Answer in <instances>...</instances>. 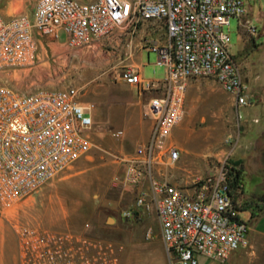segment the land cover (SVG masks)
Listing matches in <instances>:
<instances>
[{"label": "built area", "instance_id": "built-area-1", "mask_svg": "<svg viewBox=\"0 0 264 264\" xmlns=\"http://www.w3.org/2000/svg\"><path fill=\"white\" fill-rule=\"evenodd\" d=\"M246 12L243 0H36L30 19L22 13L0 18V73L34 64L32 29L50 42L64 36V46L74 50L100 46L116 30H135L140 21L162 25V43L144 48L156 54L163 78L144 80L135 67H124L119 75L138 96L151 95L142 104V115L151 120L148 136L129 157L120 158L122 182L136 190L132 209L120 216L143 214L154 205L168 264H200L201 258L225 264L232 253L249 249V224L236 200L241 185L230 194L225 167L184 184L151 176L155 164L179 157L169 137L183 117L189 81L212 78L231 97L237 122L240 110L253 105L223 31L230 18L240 24ZM91 125L73 86L19 93L0 85V211H9L85 157L92 147ZM13 231L15 264H119L122 247L111 241L25 223Z\"/></svg>", "mask_w": 264, "mask_h": 264}, {"label": "rangeland", "instance_id": "rangeland-1", "mask_svg": "<svg viewBox=\"0 0 264 264\" xmlns=\"http://www.w3.org/2000/svg\"><path fill=\"white\" fill-rule=\"evenodd\" d=\"M34 1L13 0L10 14H30ZM3 2L0 12L5 10ZM243 2L247 12L240 24L230 18L223 31L228 35L229 53L238 63L242 79L257 103V93L264 95V44L255 45L264 42V0ZM58 42H64L63 36ZM50 47L51 50L46 46L37 50L33 65L0 73V85L19 93L67 86L78 89V101L91 117L88 137L92 147L85 157L35 194L9 211H0V264H15L13 226L17 223L69 230L114 242L122 247L119 261L125 252L128 264H136L134 243L149 241L146 243L155 245L159 224L154 205L137 217L121 218L122 211L132 209L136 190L123 184L124 167L120 158L129 157L134 147L146 140L150 118L142 115L134 88L119 79L125 66L119 64L109 48L98 45L74 50L64 45ZM138 63L142 79L163 78L164 68L156 65L155 53L141 52ZM249 109L260 120L258 126H262V107L254 105ZM245 110H241L244 116L241 123L245 120ZM115 131L120 134L114 136ZM237 136L231 97L212 78L191 80L184 95L183 117L169 137L179 157L174 163L155 164L151 176L171 184H184L194 177L214 175L238 158ZM248 138L251 139L252 134L247 135ZM241 141L239 135L238 144ZM139 188L146 190L147 178ZM245 188H249L248 180H245ZM249 204L250 201L242 203L240 209L244 210ZM253 204L245 210L247 217L241 214V218L247 223L257 220L255 229L264 233V209L261 211L256 201ZM146 233L148 239H145Z\"/></svg>", "mask_w": 264, "mask_h": 264}, {"label": "crops", "instance_id": "crops-1", "mask_svg": "<svg viewBox=\"0 0 264 264\" xmlns=\"http://www.w3.org/2000/svg\"><path fill=\"white\" fill-rule=\"evenodd\" d=\"M4 1V2H3ZM36 1V0H35ZM34 1V3H35ZM79 1V0H77ZM85 2L88 0H80ZM4 3L5 10L0 12V18L2 20H8L14 15L10 14V8L13 0H0V3ZM34 7V4H33ZM31 9L30 14H25L31 18L33 11ZM31 35L37 44V50L41 51L44 46L51 50L50 45L63 46L64 42H50L45 37L39 36L33 29ZM64 38V36H63ZM164 39V28L159 23L153 21H140L136 25L135 30L118 29L110 38L101 42L100 47L109 48L111 53L115 55L119 64H123L125 67H135L140 71V64L138 60L141 52L145 51L144 48L147 43H162ZM264 42L255 43L257 47H260ZM51 53V52H50ZM150 94L144 93L137 98V104L141 105L150 97ZM257 103L249 107L242 108L245 110V120L243 123V114L240 121H236L238 136L236 138V146L238 151V158L235 162H239L238 167L241 169V190L236 197L239 206L244 202L250 201V204L242 210L243 216L247 217L248 207L254 205V201L258 203V207L264 209V95L260 92L257 93ZM254 105L262 107L261 120L262 126H258L260 120L251 111ZM151 126V120L149 121V129ZM240 128V130H239ZM149 133V130H148ZM252 134L251 139H246L247 135ZM239 135L242 137V141L239 142ZM148 136V134H147ZM245 180L249 181V188H245ZM257 191V193H255ZM256 207V206H255ZM245 211V212H244ZM135 217L140 213H134ZM133 215V216H134ZM256 221H251L249 224V249L245 251H236L232 253L225 264H264V233L255 229ZM135 242V256H137L136 264H168L166 255L163 249L160 237H156L155 245L150 246V243ZM123 253L122 259L119 264H128ZM200 264H214L206 259H200Z\"/></svg>", "mask_w": 264, "mask_h": 264}, {"label": "trees", "instance_id": "trees-1", "mask_svg": "<svg viewBox=\"0 0 264 264\" xmlns=\"http://www.w3.org/2000/svg\"><path fill=\"white\" fill-rule=\"evenodd\" d=\"M239 163L235 162L231 165H225L227 169V184L230 194H234L236 190L240 189L241 185V169L238 167Z\"/></svg>", "mask_w": 264, "mask_h": 264}, {"label": "water", "instance_id": "water-1", "mask_svg": "<svg viewBox=\"0 0 264 264\" xmlns=\"http://www.w3.org/2000/svg\"><path fill=\"white\" fill-rule=\"evenodd\" d=\"M111 220V219H110Z\"/></svg>", "mask_w": 264, "mask_h": 264}]
</instances>
